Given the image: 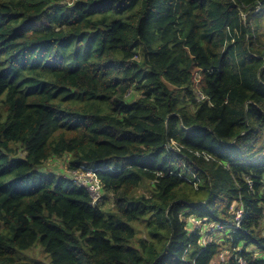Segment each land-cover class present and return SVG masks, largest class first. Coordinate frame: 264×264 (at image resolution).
<instances>
[{
  "label": "trees",
  "instance_id": "trees-1",
  "mask_svg": "<svg viewBox=\"0 0 264 264\" xmlns=\"http://www.w3.org/2000/svg\"><path fill=\"white\" fill-rule=\"evenodd\" d=\"M221 252L264 264V0H0V264Z\"/></svg>",
  "mask_w": 264,
  "mask_h": 264
},
{
  "label": "built area",
  "instance_id": "built-area-1",
  "mask_svg": "<svg viewBox=\"0 0 264 264\" xmlns=\"http://www.w3.org/2000/svg\"><path fill=\"white\" fill-rule=\"evenodd\" d=\"M200 97H203L202 95ZM69 177L72 179V182L79 186V187H84L86 191L89 193L91 197V204H95L97 201L101 200L102 197V185L97 177V173L92 169V168H86L85 166H80L76 170H71L68 172ZM241 217V212L237 211L236 212V219L233 225H228L225 227L221 225H216L215 227H211L209 230H228L232 231L233 229H237L239 225V219ZM190 222L194 221L196 226H200L201 223L199 220L196 219H190ZM195 226V225H193ZM212 237L210 235H206L203 242L205 241H210ZM223 252L220 253V256L223 257L225 254L221 255ZM226 260L224 261V263ZM235 264H248L247 260L243 256H237L235 258Z\"/></svg>",
  "mask_w": 264,
  "mask_h": 264
},
{
  "label": "rangeland",
  "instance_id": "rangeland-1",
  "mask_svg": "<svg viewBox=\"0 0 264 264\" xmlns=\"http://www.w3.org/2000/svg\"><path fill=\"white\" fill-rule=\"evenodd\" d=\"M134 96L132 95H129L128 99H132ZM20 155L22 156L23 153H20ZM69 158V155H65L61 158H55L53 161L47 163V167L48 169L50 170H54L56 172H61V171H64L66 170V162ZM192 187H196V184L193 186L191 185ZM188 196L191 197V198H199L201 197L202 195L201 194H195L192 190H190V192L188 193ZM112 202L113 200L108 198L107 200V203L105 204V207H107L108 209L112 207ZM190 219V218H189ZM197 223H195L194 221L191 222V225H195L196 226ZM133 227L135 228V224H133ZM141 231L143 230L142 227L140 228ZM141 237V236H140ZM203 241V240H202ZM18 251L16 252V255H17ZM224 253H222L221 255H223ZM25 255H28L31 257V259H37V261H40L42 263H46L49 261V256L48 255H44V253H41L40 252V248L37 246L35 248H32L30 250H27L24 252L23 255H20L21 258H25ZM228 257V253L225 254L223 257L220 256V253L217 254L213 261L215 263H223L224 264V261L227 259ZM48 258V259H47Z\"/></svg>",
  "mask_w": 264,
  "mask_h": 264
},
{
  "label": "clouds",
  "instance_id": "clouds-1",
  "mask_svg": "<svg viewBox=\"0 0 264 264\" xmlns=\"http://www.w3.org/2000/svg\"><path fill=\"white\" fill-rule=\"evenodd\" d=\"M224 254H226V253L224 252Z\"/></svg>",
  "mask_w": 264,
  "mask_h": 264
},
{
  "label": "bare ground",
  "instance_id": "bare-ground-1",
  "mask_svg": "<svg viewBox=\"0 0 264 264\" xmlns=\"http://www.w3.org/2000/svg\"><path fill=\"white\" fill-rule=\"evenodd\" d=\"M31 248V247H30Z\"/></svg>",
  "mask_w": 264,
  "mask_h": 264
}]
</instances>
